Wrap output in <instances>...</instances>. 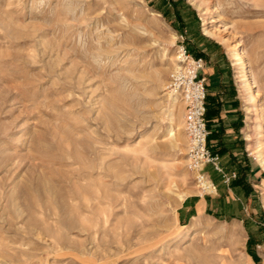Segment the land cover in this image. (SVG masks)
<instances>
[{
	"label": "rangeland",
	"instance_id": "obj_1",
	"mask_svg": "<svg viewBox=\"0 0 264 264\" xmlns=\"http://www.w3.org/2000/svg\"><path fill=\"white\" fill-rule=\"evenodd\" d=\"M204 47L237 85L256 168L239 219L202 205L168 91L180 51ZM263 249L264 0H0V264H264Z\"/></svg>",
	"mask_w": 264,
	"mask_h": 264
},
{
	"label": "crops",
	"instance_id": "obj_2",
	"mask_svg": "<svg viewBox=\"0 0 264 264\" xmlns=\"http://www.w3.org/2000/svg\"><path fill=\"white\" fill-rule=\"evenodd\" d=\"M207 49L208 47L199 49L200 53L194 55L204 61L200 75L205 78V120L209 131L207 145L211 153L218 156L223 171L225 173L234 171L237 177L226 185L222 182L221 175L207 166L206 172L216 185V193L209 195L208 200H202V205L221 203L224 208L233 210L225 211L226 215L232 213L239 219V207L241 214H248L243 202L246 201V191L256 168L243 141L244 118L237 85L229 67L215 57L216 54L208 57ZM251 212L254 215L255 211Z\"/></svg>",
	"mask_w": 264,
	"mask_h": 264
},
{
	"label": "built area",
	"instance_id": "obj_3",
	"mask_svg": "<svg viewBox=\"0 0 264 264\" xmlns=\"http://www.w3.org/2000/svg\"><path fill=\"white\" fill-rule=\"evenodd\" d=\"M177 60L179 65L171 76L168 91L182 103L189 169L194 174L196 186L200 195H213L216 193V185L206 172L207 166L219 173L222 182L226 185L235 180L237 174L234 171L225 173L218 156L211 153L207 145L209 131L205 120V78L200 75L204 67L203 59L192 57L182 49Z\"/></svg>",
	"mask_w": 264,
	"mask_h": 264
}]
</instances>
